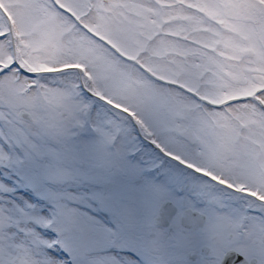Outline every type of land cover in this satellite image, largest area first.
<instances>
[{
  "label": "rangeland",
  "instance_id": "obj_1",
  "mask_svg": "<svg viewBox=\"0 0 264 264\" xmlns=\"http://www.w3.org/2000/svg\"><path fill=\"white\" fill-rule=\"evenodd\" d=\"M28 7L13 25L27 74L12 59L10 34L0 39V137L44 163L73 166L87 186L113 178L120 194L102 190L96 203L118 227L100 233L84 212L35 198L32 187L0 202V217L54 238L47 252L62 249L65 264H115L116 253L124 264H175L204 245L211 251L195 264H220L230 249L264 264V0ZM0 159V182L14 187ZM11 196L0 190V199ZM165 200L179 210L157 227ZM24 201L32 206L25 216L13 207ZM186 208L206 215L203 227L180 224Z\"/></svg>",
  "mask_w": 264,
  "mask_h": 264
},
{
  "label": "bare ground",
  "instance_id": "obj_2",
  "mask_svg": "<svg viewBox=\"0 0 264 264\" xmlns=\"http://www.w3.org/2000/svg\"><path fill=\"white\" fill-rule=\"evenodd\" d=\"M4 148H10V150L7 151ZM34 153L37 158L30 157L24 143L21 141L0 137V154L4 156L3 162L12 165L8 166V179L15 185L14 187H9L0 182L1 191L6 189L12 192V196L5 198L6 200L0 199L2 206L5 205L6 201L13 200V196L24 194L29 187H32L35 198L49 197L52 206L58 207L60 210L62 208H70L71 210L78 209L84 212L88 215L91 222L99 225L100 233L108 232L110 236L109 229H116L118 223H116L114 218L103 213L104 211L101 210L96 200L101 195L102 190L112 194H120L122 190L112 186L114 183L113 178H106L98 186H87L80 179L82 177L81 173L73 171V166L68 167L62 162L57 167L48 159H46L47 163H44L45 157L35 150ZM2 168L7 169L6 166ZM114 179L116 180L117 178ZM23 203L24 208L19 204L13 207L19 208L25 216V214L30 212L32 206L27 201ZM11 209L14 211L13 208ZM34 218L36 217L34 216ZM22 220L24 219L10 214L0 217V264H18L22 261H26L29 264H65L62 256L67 257V255L63 253L62 249L58 252L53 251L51 254L47 252L52 250L57 241L54 238L48 239L44 235L41 236L42 233L36 232L34 228L21 225L20 222ZM11 226L13 228H9ZM115 257L118 259L115 264H124L121 254L116 253ZM132 259L126 264H139ZM195 260L187 258L185 260V258L179 256L174 260V263L195 264V262H192ZM141 263L145 264L144 262Z\"/></svg>",
  "mask_w": 264,
  "mask_h": 264
},
{
  "label": "water",
  "instance_id": "obj_3",
  "mask_svg": "<svg viewBox=\"0 0 264 264\" xmlns=\"http://www.w3.org/2000/svg\"><path fill=\"white\" fill-rule=\"evenodd\" d=\"M14 59H15L16 65H18V68L23 73L27 74V72L18 63L15 53H14ZM70 69L76 70L79 73V75L82 74L81 69L78 67H73ZM83 88L87 91L89 95L91 96L94 95L92 92L88 91L84 85H83ZM243 99L244 97L231 98V99L221 102L220 104H218V106L224 107V106L233 104ZM20 116L28 121L32 120L31 115L24 110L20 111ZM177 213H178L177 205L174 204L170 200H165L160 205L157 216L154 218L153 224L157 227H168ZM206 219L207 217L204 213L198 210H193L191 208H188V209H185L181 213L180 224L185 228H192V229L201 228L204 226ZM262 241L264 242V235L262 237ZM210 251H211V248L207 245H204L201 247L200 250H196V251L188 253L187 259L195 260L197 257H199V254L209 255ZM220 264H257V259L252 258L251 260H248L236 250L230 249L223 255L220 261Z\"/></svg>",
  "mask_w": 264,
  "mask_h": 264
},
{
  "label": "flooded vegetation",
  "instance_id": "obj_4",
  "mask_svg": "<svg viewBox=\"0 0 264 264\" xmlns=\"http://www.w3.org/2000/svg\"><path fill=\"white\" fill-rule=\"evenodd\" d=\"M28 6H29V0H0V22L3 21L4 24L6 25V29H4L5 33L3 31L0 33V39L6 38L7 34H10V37H11L10 46H11V52H12V59H14V56H13L14 53L16 54L17 58L18 56H20V53L17 52V41L15 37L13 36V33H14L13 25L16 20H18L19 18L22 19V14L24 12V9L27 10L29 8ZM5 68H6L5 70L7 71L9 68V65L8 67L5 66ZM26 72L28 73V71ZM178 210H179V207H178ZM248 260H251V259H248ZM257 264H258V260H257Z\"/></svg>",
  "mask_w": 264,
  "mask_h": 264
}]
</instances>
